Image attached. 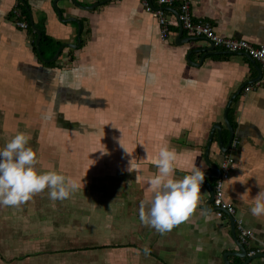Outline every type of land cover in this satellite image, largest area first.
<instances>
[{
    "label": "crops",
    "instance_id": "0c3cea01",
    "mask_svg": "<svg viewBox=\"0 0 264 264\" xmlns=\"http://www.w3.org/2000/svg\"><path fill=\"white\" fill-rule=\"evenodd\" d=\"M186 1L192 19L209 23L220 36L264 45V0ZM147 2L156 4L155 0H0V80L6 88L15 86L17 72L43 85L38 80L41 69L45 75L70 79L76 75L74 79L91 89H97L100 80L112 81V90L101 92L112 96L108 122L146 128L143 138L137 139L138 149L127 147L117 159L70 158L68 167L58 156L59 162L49 160L51 169L39 168L63 173L68 168L104 169L106 175L91 174L100 182L91 209L102 211L104 217L91 233L105 229L112 235L118 232L115 228H122L123 242L91 248L83 244L90 239H83L89 233L86 227L61 225L57 235L64 232L69 237L62 247L43 233L57 216L39 221L33 213L26 217L25 209L32 208L27 203L17 208L0 205V264H178V260L179 264H264V215L251 212L253 197L264 189V86L247 91L262 77L261 67L247 54L222 51L184 30L179 21L181 0L166 10L169 31L163 38L159 21L144 8ZM43 39L52 47L46 57ZM55 62L60 68L45 65ZM114 82H120L117 93ZM89 121L93 118L86 121V128ZM109 137L117 143L126 139ZM164 145L177 152L178 178L198 167L205 172V181L197 210L161 233L140 221L138 209L140 200L151 196L148 179L157 174L155 160ZM227 156L235 162L226 196L236 217L254 233L251 245L260 251L254 255H249V244L236 230L247 251L245 257L239 254L232 221L220 219L211 202L210 186ZM119 160L121 185L113 180L101 184L114 178ZM132 160L138 167L130 171ZM45 199L35 201L36 206ZM101 248L109 253L97 251Z\"/></svg>",
    "mask_w": 264,
    "mask_h": 264
},
{
    "label": "rangeland",
    "instance_id": "374dc122",
    "mask_svg": "<svg viewBox=\"0 0 264 264\" xmlns=\"http://www.w3.org/2000/svg\"><path fill=\"white\" fill-rule=\"evenodd\" d=\"M39 73L38 80L42 81L43 85L34 83L29 79L30 77H20L23 76L21 72H17L15 79L12 81L15 84L14 87L6 88L5 86H8L7 83L4 80H0V147L4 146L19 131L30 133V144L38 152L39 156L37 167L41 169H51L52 167L48 164L49 160L55 159L58 161V156L62 164L65 163L70 167L69 163L72 164V161L69 160L70 158L79 157V159L86 161L90 158L105 157L111 161L113 158L117 159L116 157L122 156L121 153L125 154L124 150L126 149L123 145L133 150L138 149L137 139L140 138L141 140L143 138V132L146 128L142 126L138 127L136 126L137 124L128 128L127 124L116 125L108 122V119H110L108 114L112 112L109 99L112 96L104 95L101 92L107 91L105 89L107 87L109 91L112 90V86L110 85L112 81L103 82L100 80L98 81V88L94 87L91 89L86 87L82 80L74 79L76 75H72L70 79L68 76L59 77L55 73L45 75L42 69ZM46 76L48 77L46 78ZM118 83L120 82H114L113 84L114 92L119 91V88H117ZM90 117L93 118V121H89L91 126L86 128L84 124ZM95 122L96 124H94ZM108 127L110 128L108 129ZM85 131L90 134H83ZM111 135L122 138L125 136L126 139H122L123 145L121 142L112 141L109 137ZM119 162V165L117 163V166H115L116 175L114 178L109 177L107 182L101 180V184L106 185V183H110L113 180L117 186L121 185V174L117 172V169L118 167L119 171L122 169V162L121 160ZM82 165H86V163L83 162ZM46 166H50V168ZM102 167H105V165ZM88 170L87 168L84 171L76 172L71 169L74 173L69 168L66 170L65 175L77 178L81 184L79 190L75 191L69 198L54 201L48 197V190L46 189L41 193L35 194L33 199H31L33 203L27 202L32 208L25 209L24 213H26V217L30 213H33L34 218H40L39 221H41L46 220L49 216H57L56 219L49 223V228H43V233L44 237L50 236L49 239L53 242H58L59 246H67L69 240V237L64 232H60L57 235V227L61 228V225H65L66 228H70L69 226L71 225L86 227L89 233H86V238L83 237V239H90L87 240L89 242L83 244L90 245L91 248L97 247L95 245L104 246L110 244L112 246V244L123 242L121 238L122 228H115L118 232H114L112 235H107L105 229H99V232L95 234L98 236L91 233L94 229L93 227L95 229L98 228V221L104 217L101 216L102 211L93 212V209H91V205L95 206L96 204L90 200L95 199V194L99 190L96 189V186L100 182L93 178L94 175L92 176V172ZM215 185L216 181L213 185V190H215ZM119 189L117 188L118 193L121 192ZM42 197L47 198L45 199L47 202L44 201L42 205L36 206ZM103 199H106V197H103ZM22 213L18 212L17 214ZM232 218L234 219L235 217ZM232 218L220 219L231 221ZM29 220L32 221V219H28V222ZM234 224L242 238L235 219ZM5 240L3 244H5ZM106 249L103 250L101 248L97 251L109 253V250ZM36 256L40 259L45 257L42 254H36ZM98 257L100 258V256ZM92 258L96 259L97 257L92 256ZM116 264L129 263H122L120 261L116 262Z\"/></svg>",
    "mask_w": 264,
    "mask_h": 264
},
{
    "label": "clouds",
    "instance_id": "9594fccd",
    "mask_svg": "<svg viewBox=\"0 0 264 264\" xmlns=\"http://www.w3.org/2000/svg\"><path fill=\"white\" fill-rule=\"evenodd\" d=\"M30 140V133L19 131L0 147V205L20 207L46 189L50 199L64 200L81 187L77 178L61 171H41L37 167L38 152L31 146ZM120 142L123 145L122 139ZM146 158L150 157L146 155ZM176 160L174 148L168 145L160 147L155 160L157 174L151 176L147 184L151 196H146L139 203L140 221L161 233L186 221L202 204L201 187L205 172L197 167L178 178ZM137 167L132 160L129 170ZM253 200L252 214L258 217L264 215V189ZM148 251L145 248V252Z\"/></svg>",
    "mask_w": 264,
    "mask_h": 264
},
{
    "label": "built area",
    "instance_id": "2783aa9c",
    "mask_svg": "<svg viewBox=\"0 0 264 264\" xmlns=\"http://www.w3.org/2000/svg\"><path fill=\"white\" fill-rule=\"evenodd\" d=\"M177 0H155L156 4L146 3L145 10L151 13L160 23L162 27L163 38L168 34V18L166 16L167 8L175 4ZM189 2L181 0L179 21L181 27L188 31L191 35L199 38H204L211 42L216 48L229 53L247 54L251 56L257 64L260 65L262 70V77L257 80L253 85L247 87V91L258 89L264 86V45H254L247 40L237 38L222 37L214 30V28L206 22L194 21L190 16ZM22 28H27L28 24L19 22ZM234 158L227 156L221 163L220 175L216 179V185L214 190V209L219 218H232L235 217V223L238 224L241 231L242 239L249 244V255L260 253L259 250H255L252 247V241L254 240V233L252 230L244 226L243 220L236 217V208L231 203L225 192V185L230 177Z\"/></svg>",
    "mask_w": 264,
    "mask_h": 264
},
{
    "label": "trees",
    "instance_id": "16d2710c",
    "mask_svg": "<svg viewBox=\"0 0 264 264\" xmlns=\"http://www.w3.org/2000/svg\"><path fill=\"white\" fill-rule=\"evenodd\" d=\"M45 39V38H44ZM44 39L42 40V44H41V48H42V53H43V55L46 57V55H48V53H47V49L49 48H52L51 47V42L50 41H44ZM46 66H47V68H53V69H55V68H60V66H58L57 65V63L55 62V63H46L45 64ZM73 170V169H72ZM70 171H71V168H70ZM67 172V171H66ZM72 172V171H71ZM91 172H94V173H100V174H105V171H104V169H99V170H96V171H92L91 170ZM72 173H74V172H72ZM65 174V173H64ZM107 174V173H106Z\"/></svg>",
    "mask_w": 264,
    "mask_h": 264
},
{
    "label": "water",
    "instance_id": "95a60500",
    "mask_svg": "<svg viewBox=\"0 0 264 264\" xmlns=\"http://www.w3.org/2000/svg\"><path fill=\"white\" fill-rule=\"evenodd\" d=\"M59 54H60V50L58 51V54L57 55L59 56ZM250 58L252 59L253 62H255V60L251 56H250ZM55 59H57V58L55 57L54 60ZM260 73H261V76H262V72H260ZM219 175L216 178H218ZM210 192H211L212 197H213V198H211V202H213L215 197H214L213 187H211V186H210ZM231 221H232V226H233L234 238L236 239L238 245L240 246V252H239V254H241V256L245 257L246 254H247L246 248L243 247L242 244L240 245V241L237 239V235H236V227H235V224H234V219L232 218ZM225 259L228 260L227 255H226Z\"/></svg>",
    "mask_w": 264,
    "mask_h": 264
},
{
    "label": "flooded vegetation",
    "instance_id": "af4514ba",
    "mask_svg": "<svg viewBox=\"0 0 264 264\" xmlns=\"http://www.w3.org/2000/svg\"><path fill=\"white\" fill-rule=\"evenodd\" d=\"M108 180V179H107ZM107 180H105L107 182Z\"/></svg>",
    "mask_w": 264,
    "mask_h": 264
},
{
    "label": "bare ground",
    "instance_id": "6f19581e",
    "mask_svg": "<svg viewBox=\"0 0 264 264\" xmlns=\"http://www.w3.org/2000/svg\"><path fill=\"white\" fill-rule=\"evenodd\" d=\"M234 164V163H233ZM216 181V180H215ZM238 234V233H237Z\"/></svg>",
    "mask_w": 264,
    "mask_h": 264
}]
</instances>
